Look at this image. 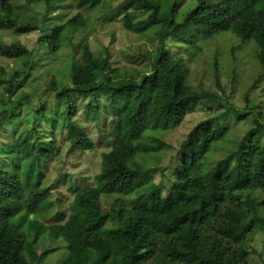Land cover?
<instances>
[{
    "label": "trees",
    "instance_id": "trees-1",
    "mask_svg": "<svg viewBox=\"0 0 264 264\" xmlns=\"http://www.w3.org/2000/svg\"><path fill=\"white\" fill-rule=\"evenodd\" d=\"M67 1L0 0V31L39 32L35 50L0 37V58L21 63L11 73L0 64L2 100L9 105L0 106V264H39L44 252L38 255L37 245L44 238L65 243L61 264H248L251 250L264 260V245L261 252L252 247L255 236L264 233L262 105L247 93L243 107L231 102L220 79L219 49L214 86L189 81L194 54L208 52L210 40L225 33L238 40L233 53L242 44L254 45L263 71L253 85L264 79V0H188L183 15L179 0H162L163 9L158 0H122L116 6L104 0ZM100 6L102 21L122 13L124 29L147 40L163 24L152 54L143 57L155 60V66L147 68L142 59L116 65L110 46H100L97 56L81 32L89 13ZM64 43L72 60L62 85L47 75L36 106L24 93L11 100L31 76L38 55L57 54ZM23 105L32 111L30 119L10 137L6 126ZM196 108L202 118L173 149L170 161L150 162L147 157L171 147L155 132L179 127ZM102 112L111 118L104 133ZM247 119L252 125L240 134L235 123ZM44 121L47 131L41 132L38 125ZM88 121L100 133L97 142L86 130ZM58 133H64L66 154L103 144L94 182L77 188L67 217L66 209L52 212L57 183L44 186L43 177L21 173L30 155L47 161L61 154ZM59 174L77 182L66 171ZM102 196H113L110 205H103Z\"/></svg>",
    "mask_w": 264,
    "mask_h": 264
},
{
    "label": "rangeland",
    "instance_id": "rangeland-1",
    "mask_svg": "<svg viewBox=\"0 0 264 264\" xmlns=\"http://www.w3.org/2000/svg\"><path fill=\"white\" fill-rule=\"evenodd\" d=\"M17 1V0H16ZM68 0L67 3H69ZM73 1V0H72ZM122 0H104L102 4L106 5L111 4L116 6ZM157 1V0H154ZM167 2L166 0H164ZM173 4L174 0H168ZM159 9L165 8V3H162V0H158ZM180 12H185V7L188 4V0H179L178 1ZM169 9H171L169 4ZM68 12H76L74 9L66 8ZM63 11H67V10ZM104 7H98L97 10H94L89 13L88 17V26L81 33L85 35V39L89 42L90 47L94 49L97 56L100 55V46H110L111 51L116 54L118 57L115 61L116 65H123V60L129 59V61L134 62V60L142 59V65L147 64V68L150 69L155 66L154 62H148L151 60L143 59V57H148L147 54H152L154 47L156 46V40L162 37L164 32L163 24L161 28H155L151 33V39L138 37L137 34L132 33L124 29L122 26V13H119L118 16H115L113 20L102 21L100 15L103 14ZM140 17H145L147 14L139 12ZM180 15V16H181ZM40 17L37 18V22ZM158 30V31H157ZM157 31V32H156ZM76 34L74 42L80 38V34ZM39 32L34 30L33 32L26 34H15L12 31H0V37L2 41L9 43L11 41L17 40L23 43L29 50H35L38 47V38ZM238 40L231 34L225 33L218 35L212 41L210 40L209 51H200L194 54L193 58L190 60V83L196 85L200 81L214 86L213 80V62L216 49L219 54L220 62V79L222 84L230 92V100L237 107H243L246 103L244 95L248 94V97L253 103L262 105V113H264V79L259 81L256 86V79L258 75L262 73V67L258 62V59L255 55V48L252 44H242L241 48L235 53L232 52V47L237 45ZM178 49L174 47L172 50L173 53L177 52ZM39 60L36 61V65L30 69L31 76L27 79L22 80L23 84H20L18 90L13 94L11 100L17 101L18 95L24 93L28 95L29 101L33 105H37L40 101V90L46 81V76L54 75L57 79L58 86L62 85V81L68 77V68L72 60L71 47L69 44L64 43L59 49L57 54H40ZM234 56V57H233ZM155 57V56H154ZM0 64L5 65L8 73L13 71V68H21V63L16 59H9L8 61L0 58ZM208 69L209 71H206ZM236 71V78L233 79V72ZM63 79V80H61ZM233 82V83H232ZM6 92L2 87H0V106L9 108V105L5 103L2 99ZM31 105V104H30ZM20 114L14 122L8 124L6 129L10 132V137L17 135L22 126L29 121L32 111L28 106H21ZM30 107V106H29ZM202 118V111L199 108H196L194 111L184 119L182 124L174 128L173 130H161L155 132L156 135H160L161 138L169 144L171 147L163 146L159 150V154H155V158L152 160L148 158L150 162L153 163H167L170 161V157L173 153V149L177 148L179 142L185 137L188 133V130ZM111 118L105 115V112H102L99 118V124L102 127V133L108 129V122ZM261 122L264 123V115L259 118ZM252 125L250 120H245V122L235 123V128L239 129L240 134H243ZM41 132L47 131V123L39 122L38 125ZM86 130L91 138H94L95 142L100 140V133L98 134L95 127V122L88 121L86 123ZM101 133V134H102ZM64 138V133H58L57 139L60 142V151L61 154H57L52 158H49L47 161L41 155H30L27 159L22 162V174H35L43 177V185H49L50 183H57L56 187L52 190L51 194L53 201L56 206H54L52 212L59 210H64L66 217L68 216L69 210L68 205L72 201L74 194L77 191V188L86 184L94 182V175L99 171V160H100V150H103V144H101L95 151H80L75 150L66 154L67 145L62 142ZM172 158V157H171ZM137 160L142 162V158L138 157ZM167 165V164H166ZM68 172L71 174L73 179H76V183H72L68 179L63 180L59 172ZM83 177V178H82ZM161 179L160 173L156 172L153 175V180L155 182ZM112 197L102 196L103 205H110ZM51 211V210H50ZM49 211V212H50ZM52 213L53 216L54 214ZM47 214V213H46ZM264 245V233H259L255 236V239L252 241V247L258 246L259 251H262V246ZM261 247V248H260ZM65 248V243L60 242L59 240L48 241L47 238H44L41 243L37 245L39 250L38 255L44 252L43 256L39 260V264H61L60 260L62 253ZM253 259L248 264H263V256L259 258L256 255L254 250H251ZM255 258V259H254Z\"/></svg>",
    "mask_w": 264,
    "mask_h": 264
}]
</instances>
